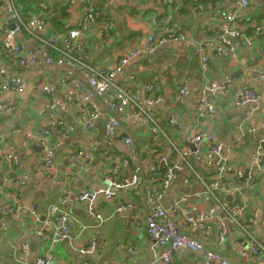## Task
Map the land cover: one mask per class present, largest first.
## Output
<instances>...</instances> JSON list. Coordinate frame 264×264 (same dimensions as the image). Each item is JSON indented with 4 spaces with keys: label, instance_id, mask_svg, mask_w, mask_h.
Returning a JSON list of instances; mask_svg holds the SVG:
<instances>
[{
    "label": "crops",
    "instance_id": "crops-1",
    "mask_svg": "<svg viewBox=\"0 0 264 264\" xmlns=\"http://www.w3.org/2000/svg\"><path fill=\"white\" fill-rule=\"evenodd\" d=\"M85 1L76 0L74 4H71L69 0H22V5L25 16L33 11L48 18L55 30L67 31L78 25L81 8ZM95 1L102 16L101 22L110 20L113 22L114 36L108 37L104 33L96 32L79 38L81 60L85 65L94 68H112L121 58L130 54L131 51H136L137 53L130 57L123 70L113 79V84L129 90L132 86L131 75L135 76L136 82L141 86L156 83L157 93L161 94L163 99L150 108L153 117L159 122L165 134L157 135L150 132L145 120L138 115L136 106L130 105L121 115L119 130L121 136L111 140L105 133L109 111L98 97L92 99L91 105L101 115L93 129L89 130L79 122V110L83 108L84 101L81 94L73 90L71 104L67 102L70 104L69 107L66 110L62 108L60 110V116L66 119L67 124L56 126L51 119L47 99L40 97L43 96L41 92L34 89L35 80L44 76L47 82H56L68 73L73 74L84 85H88V82L82 68L72 69L66 64H57V61L47 64L39 55L41 63L38 66L18 74L27 83L26 91L19 94L0 95V104L7 99H12L16 100L17 106L16 110L1 115L0 127L9 136L15 135V142H9L11 146L16 144L12 149L19 147L18 143L23 139L24 131L27 129L37 133L49 129L54 141L59 142L60 146L56 165L50 176L38 174L44 158L40 147L33 143L29 155L22 162V167L25 169L19 168L21 173L27 175V181L25 183L10 181L19 184L22 188L16 189L0 183L6 187L7 191L23 192L25 206L21 218L16 219L9 213L11 202L0 194V199L5 206L1 215L7 221L6 227L0 228V264H36L37 256L49 249H52V255L57 264H98L108 255L111 256L108 264H145L154 260L159 251L152 250L148 234L135 225L136 220L144 219L150 212L145 204L147 185L162 194L160 201L162 206L174 199H180L184 192L192 193L202 190L199 181L193 179L192 183H187L189 178L187 171L179 172L167 189L160 185L158 175L153 176L151 182L152 166L159 152L165 155L168 165L169 160L172 164V160L176 157L167 135L180 149L194 147L191 144V136L198 120L195 95H193L196 88L206 82H217L219 85L227 86L226 89L219 91L216 98L211 99L216 111L214 123L207 126L225 145L239 134L238 124L246 112V107L235 106L233 103L245 80H249L250 85L261 96V120H264V76L262 77L255 70L257 67L259 71L264 69V0H251L250 9L240 7L237 0H216L219 5L200 4L201 0H181L176 17L178 27L173 29L171 27L172 30H159L158 37H167V41L159 45L152 53H149L145 47L151 31L150 18L151 16L163 18L170 15L173 9L170 3L163 5L157 0ZM199 6L202 10L197 18L194 9ZM217 7L239 13L238 24L247 32V35L253 37L255 42L252 48H247L236 40L238 47L236 60L223 56L217 48L206 49L209 61L205 72L196 48L184 42L169 40L168 33L181 30L197 40H207L218 36L221 33V25L214 13ZM259 27H262L261 32L255 33ZM16 40L26 42L29 48L36 45L27 32L17 34ZM58 54L56 52V55ZM181 84L188 85L191 91L188 95L179 97L178 88ZM113 89L116 90L115 87ZM66 91L67 85L61 84L57 95L62 103H64ZM34 103H36L34 108L42 115L32 110ZM44 115L46 117H43ZM173 117L179 124L176 128H171L172 132L167 134L171 126L170 119ZM42 118L43 121L40 122ZM27 119L34 120L33 124ZM126 138H131L132 143L127 144ZM257 139V134L250 135L231 154V160L243 168L248 167L255 157ZM79 150L92 154V160L86 167H83L82 158L76 157ZM210 168L202 175L215 172H210ZM261 169L264 170V159ZM134 176L140 178L138 182L124 188H116L117 196L114 202L98 200L95 212L89 209L87 203L74 207L65 206L72 214L69 229L76 236L79 247L91 242L96 245L95 251L88 255L94 258L95 263L86 261V255L71 247L69 242L59 243L51 248L48 239H41L37 235L40 223L28 212L32 204L37 206L40 218L44 219L47 216V208L57 203L58 197L62 194H76L83 190L105 188L109 185V179L128 182ZM255 189L254 194L250 192L249 199L250 203L260 211L261 221L251 231L264 242V173ZM120 200L131 201L133 207L120 212L116 206ZM184 208L185 214H179L181 221L186 215H198L201 210H207L206 206L201 205L199 199L190 200ZM220 214L224 215L222 212ZM54 224L56 225L55 222ZM227 228L228 234L222 242L217 241L215 234L199 236L197 231H192V234L201 237L210 250L219 252L234 263L248 264L246 260H240L236 254L238 245L245 240V232L237 229L230 222ZM23 242L29 245L28 256L22 254ZM201 255V252L182 248L174 252L171 264H196ZM261 259L264 264V254Z\"/></svg>",
    "mask_w": 264,
    "mask_h": 264
},
{
    "label": "built area",
    "instance_id": "built-area-1",
    "mask_svg": "<svg viewBox=\"0 0 264 264\" xmlns=\"http://www.w3.org/2000/svg\"><path fill=\"white\" fill-rule=\"evenodd\" d=\"M157 1L163 5L170 3L173 9L170 15L163 18L151 16V31L145 43L149 53L155 52L159 45L167 41V37H158L159 30H172L173 27H178L176 17L181 0ZM75 2L76 0H69L71 4ZM237 3L244 9H250L251 0H237ZM96 4L95 0H86L81 8L78 25L67 31H57L52 27V22L48 18L38 13L31 11L25 17L22 0H0V95L25 92L27 83L18 74L38 66L41 63L40 55L47 64L57 61V64H66L72 69L82 68L83 75L88 82V85H84L73 74L68 73L56 82L49 83L44 76L35 80L34 89L41 92L40 94L43 96L40 97L47 99L51 119L54 120L56 126L67 124L66 119L60 116V110L61 108L66 110L71 104L70 98H72L73 90L75 93H80L84 101L83 108L79 110V122L89 130L93 129L101 115L91 105L92 99L98 97L109 111V117L105 123V133L111 140L121 136L119 131L121 115L127 111L130 105L136 106L138 115L145 120L150 132L157 135L165 134L159 122L153 117L150 108L163 99V96L157 93L158 85L156 83H147L141 86L136 82L135 76L131 75L132 86L129 90L113 84V79L123 70L130 57L137 53L136 51H131L130 54L121 58L119 63L112 68H94L85 65L81 60L79 38L96 32L104 33L108 37L114 36L113 22L111 20L101 22L102 16ZM214 13L219 18L221 25V33L214 38L197 40L181 30L168 33L169 40L184 42L190 47L196 48L205 72L209 61L206 49L217 48L223 56L236 60L238 56L236 40L247 48H252L255 42L253 37L247 35L238 24L239 13L222 7H217ZM261 30L262 27H259L255 33L259 34ZM22 32H27L32 36L36 43L33 48H29L26 42L16 40L17 34ZM56 52L59 54L56 55ZM255 70L262 77L264 76V69L259 71L257 67ZM61 84L67 85L64 103L57 95ZM250 84L249 80H245L233 100L235 106L246 107V112L238 124L239 134L227 145L217 138L213 130L207 128L208 125L214 123L216 111L211 99L216 98L219 91L227 87L219 85L217 82H206L193 92L198 117L195 131L191 136V144L194 145V148L180 149L167 135L176 157L172 160V164L168 165L165 155L159 152L152 166L151 182L153 176L158 175V178H161L160 185L167 189L179 172L187 171L189 174L187 183H192L193 179L199 181L202 190L192 193L184 192L180 199H174L169 204L162 206L160 204L162 194L147 185L145 204L152 211L144 219L136 220L135 225L148 234L152 250L159 251V253L154 260L145 264H171L174 252L182 248L202 253L196 264H236L219 252L210 250L201 237L192 234V231H197L199 236L215 234L217 241L222 242L228 234L227 225L229 222L246 234L245 240L236 249L240 260H246L248 264H263L261 257L264 254V242L251 231L260 223L261 214L250 203L249 198L250 192L254 194L256 191L255 186L261 182V176L264 173V170L261 169L264 159V120H261V96ZM178 89L179 97L186 96L191 91L189 86L184 84H181ZM15 101L7 99L3 104H0V117L16 110ZM34 107L36 108V103L33 104L32 110L38 112ZM27 121L31 124L34 122L31 119H27ZM42 121L43 118L40 119V122ZM170 124L172 128H176L179 122L173 117L170 119ZM254 134L258 135L255 157L248 167L243 168L233 162L230 156L250 135ZM14 138L15 135L9 136L0 127V174L5 181L18 183L27 181V175L19 170V162L20 159L24 160L29 155L33 143L40 147L44 158V163L38 170V174L50 176L53 173L60 143L54 141L49 129H45L41 133L30 129L25 130L23 139L18 143L19 147L12 149L16 144L11 146L9 142H15ZM125 141L127 144L132 143L131 138H126ZM76 157L82 158L83 167H86L92 160V154L83 150H79ZM214 158H216L215 172L203 176L204 171L211 167ZM164 168L165 171L162 172ZM139 179L138 176H134L128 182L109 179V185L105 188L83 190L76 194H62L58 197L57 203L51 204L47 208V216L44 219L40 218L37 206L32 204L28 208V212L40 223L37 235L41 239H48L51 248L59 243L69 242L71 247L81 254H92L96 249L94 242L81 247L77 244L76 236L69 229L72 214L65 206L74 207L87 203L89 209L95 212L98 200L116 201V188L133 185ZM0 194L11 202L9 213L14 218L20 219L25 209L23 192L7 191L5 186L0 185ZM198 199L201 205L206 206L207 210H201L198 215H186L181 221L179 214H185L184 205L188 204L190 200ZM116 206L117 210L122 212L132 208L133 204L131 201L120 200ZM4 208L0 199V228H5L7 225V221L1 215ZM221 212L224 215L220 214ZM98 215L102 217L101 214ZM53 222L56 225H53ZM21 251L24 256L29 255V245L26 242H23ZM36 264H57L52 255V249L37 256Z\"/></svg>",
    "mask_w": 264,
    "mask_h": 264
},
{
    "label": "water",
    "instance_id": "water-1",
    "mask_svg": "<svg viewBox=\"0 0 264 264\" xmlns=\"http://www.w3.org/2000/svg\"><path fill=\"white\" fill-rule=\"evenodd\" d=\"M201 10H202V7H201V6L196 7V8L194 9V12H195L197 18L199 17V14H200ZM121 138H122V137H121ZM193 148H194V147H193ZM170 155H171V150L169 149V156H170ZM22 162H23V160L20 159V162H19V168H21V169H25V167H22V165H23ZM215 162H216V158L213 159L212 167L210 168V172H214V171L216 170V164H215ZM170 164H171V161L169 160V165H170ZM28 171H29V173H31L30 170H28ZM0 183H1V184H5V186H9V187L16 188V189H20V188H22V186H20L19 184L11 183V182H6V181L4 180V178H3L2 175H0ZM28 206H29V205H28ZM151 211H152V210L150 209V212H151ZM150 212H149V213H150ZM37 239H38V238H37ZM29 244H30V243H29ZM31 248H32V246H31ZM110 257H111V256L108 255V256L105 258L104 261H102V262H100V263H98V264H108V262L111 260ZM85 260H86V261H91V262L95 263L94 258L91 257V256H88V255L85 256Z\"/></svg>",
    "mask_w": 264,
    "mask_h": 264
},
{
    "label": "trees",
    "instance_id": "trees-1",
    "mask_svg": "<svg viewBox=\"0 0 264 264\" xmlns=\"http://www.w3.org/2000/svg\"><path fill=\"white\" fill-rule=\"evenodd\" d=\"M211 4V3H216V0H201V2H200V4H204V5H207V4ZM97 5V4H96ZM98 6V5H97ZM26 17V16H25ZM55 25H58L57 23H55ZM247 33V32H246ZM172 127L170 126L168 129L170 130L169 132H167V134H170L171 132H172V129H171ZM166 168V167H165ZM165 171V169H162V172H164ZM161 176H162V174H161ZM159 181L161 182V178H159Z\"/></svg>",
    "mask_w": 264,
    "mask_h": 264
}]
</instances>
